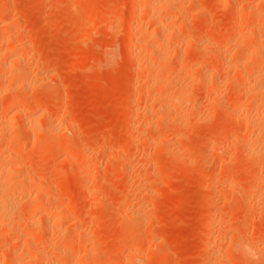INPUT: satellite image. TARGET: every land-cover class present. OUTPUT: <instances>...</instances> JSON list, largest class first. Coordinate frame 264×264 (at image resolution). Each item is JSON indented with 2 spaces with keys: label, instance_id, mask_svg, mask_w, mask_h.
<instances>
[{
  "label": "rangeland",
  "instance_id": "374dc122",
  "mask_svg": "<svg viewBox=\"0 0 264 264\" xmlns=\"http://www.w3.org/2000/svg\"><path fill=\"white\" fill-rule=\"evenodd\" d=\"M158 3L0 0V264H264V0Z\"/></svg>",
  "mask_w": 264,
  "mask_h": 264
},
{
  "label": "bare ground",
  "instance_id": "6f19581e",
  "mask_svg": "<svg viewBox=\"0 0 264 264\" xmlns=\"http://www.w3.org/2000/svg\"><path fill=\"white\" fill-rule=\"evenodd\" d=\"M162 1V2H161ZM167 2V0H159V3L158 4H163V3H166ZM155 2V1H154ZM157 2V1H156ZM169 3V2H168ZM167 3V4H168ZM155 4V3H154ZM171 5V4H170ZM158 6V5H157ZM165 5H163V7H164ZM168 6V5H167ZM152 7V6H151ZM155 6L153 5V7H152V9L154 8ZM161 7H162V5H161ZM149 8V7H148ZM157 8V7H156ZM168 8H169V6H168ZM170 9H172V8H170ZM160 11V10H159ZM141 13H143V12H141ZM152 13V12H151ZM150 13V14H151ZM259 13H261V12H259ZM153 14V13H152ZM143 15H144V13H143ZM156 15V14H155ZM260 15V14H259ZM157 17V16H156ZM154 18V17H153ZM154 19H156V18H154ZM157 20H159V19H157ZM159 22V21H158ZM161 22V21H160ZM159 22V23H160ZM156 23V22H155ZM158 23V24H159ZM157 24V23H156ZM161 24V23H160ZM162 27V26H161ZM160 27V28H161ZM159 28V29H160ZM163 28V27H162ZM163 30H164V28H163ZM164 33H165V31H163ZM160 36H161V34H160ZM165 36V35H164ZM157 37H159V36H157ZM159 40V39H158ZM161 42V41H160ZM155 47H152V49H151V51H149V53H151V55L152 54H154L156 51H155ZM159 52V51H158ZM252 52V51H251ZM165 53V52H164ZM253 54H255L254 56H253V58L255 59L256 57H258L259 56V58L261 57V55H262V47L260 48V47H257L255 50H253V52H252ZM156 54H157V52H156ZM155 54V55H156ZM153 56V55H152ZM249 56H251V55H249ZM248 56V58L249 59H251V57H249ZM247 58V57H246ZM253 58H252V60H251V62H253ZM257 60V59H256ZM248 61V60H247ZM250 61V60H249ZM70 65L72 66L73 65V63L71 64L70 63ZM254 79H256V80H262L259 84H257V87H255L256 86V84L255 85H253L250 89H249V91L250 92H257V91H259L260 93H261V91H263L264 92V82H263V80H264V71L263 72H258V73H256V74H254ZM155 81V80H154ZM178 87V89L176 90V91H180V92H182V91H184L185 90V88L186 87H183V86H177ZM263 88V89H262ZM253 95V94H252ZM263 100H264V97H263ZM247 116V115H246ZM256 118V117H255ZM254 119V118H253ZM255 121V120H254ZM253 121V122H254ZM249 122V121H248ZM256 125H257V127H261V126H263L264 127V123H260L259 124V126H258V123H256ZM260 130H262V129H260ZM260 140V139H259ZM264 140V139H263ZM257 142V141H256ZM261 142H262V140H261ZM260 142V143H261ZM262 143H263V145H262ZM261 143V145H262V147L260 146V148L263 150L264 149V142H262ZM258 144V143H257ZM260 145V144H259ZM258 145V146H259ZM259 148V149H260ZM248 151V150H247ZM258 151V150H257ZM257 151H252L251 150V153L249 152V154L251 155V156H255L256 155V153H259V151L257 152ZM261 151V150H260ZM7 161H3V163H2V161H0V223L1 222H4V223H6L7 221H9L10 219H11V216H12V214H14V213H12V211L14 210V208L16 209V207H17V202H16V198H14V197H12L13 199H15V200H13L12 201V198H10V196L13 194L12 192H13V190L15 191L16 189H15V187L17 188V186H19V185H15V183L13 184V186H14V188H12V183H11V180L13 179V175H12V177H10V175L8 174V172L9 173H11L12 172V164L11 165H8V164H6V165H2V164H5ZM7 163H9V162H7ZM18 168V167H17ZM19 169V168H18ZM5 171H7V173L5 172ZM2 172H4V173H2ZM5 174H7L6 176H4ZM9 175V176H8ZM8 176V178L10 179H8V178H6ZM3 177H4V179H3ZM3 179V180H2ZM7 179V180H6ZM4 180H6V181H4ZM8 181H10V184H9V182ZM13 189V190H12ZM12 191V192H11ZM10 193H12L11 195H10ZM40 196H42L41 194H39ZM14 196V195H13ZM36 196V195H35ZM34 196V197H35ZM33 197V198H34ZM41 198V197H40ZM33 200V199H32ZM31 202V201H30ZM32 203H34V202H32ZM36 203V202H35ZM34 203V204H35ZM39 207V206H38ZM44 208V207H43ZM40 209H42V208H40ZM45 209V208H44ZM15 211V210H14ZM33 211V210H32ZM38 211V210H37ZM40 211V210H39ZM50 211V210H49ZM57 211V210H56ZM48 212V211H47ZM51 212V211H50ZM65 212H66V210H65ZM64 212V213H65ZM33 213L36 215V213H35V210L33 211ZM40 213V212H39ZM45 213V212H44ZM43 213V214H44ZM54 213V212H53ZM57 213V212H56ZM59 213V212H58ZM33 214V215H34ZM57 216H58V214H56ZM15 215H13V217H14ZM28 216V215H27ZM53 216V215H52ZM48 217V216H47ZM17 218V217H16ZM53 218V217H52ZM45 219V218H44ZM48 219V218H47ZM49 219H50V217H49ZM12 220V219H11ZM14 221V220H13ZM25 221H26V219H25ZM30 221V220H29ZM34 221V220H33ZM10 222V221H9ZM32 222V221H31ZM44 222V221H43ZM46 223V222H45ZM44 224V223H43ZM28 225H29V223H28ZM33 226V225H32ZM2 233V232H1ZM29 241V240H28ZM28 249H29V247H28ZM28 249H26V251H28V254L29 255H36V252L34 253V254H31V253H33V251L31 252V251H29ZM38 251H40V250H38ZM24 252V251H23ZM39 253H41V252H39ZM26 255H27V252H26ZM29 257V256H28Z\"/></svg>",
  "mask_w": 264,
  "mask_h": 264
}]
</instances>
